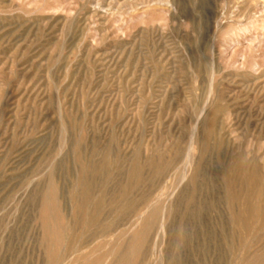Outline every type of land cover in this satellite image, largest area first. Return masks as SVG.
Masks as SVG:
<instances>
[{
    "label": "rangeland",
    "instance_id": "obj_1",
    "mask_svg": "<svg viewBox=\"0 0 264 264\" xmlns=\"http://www.w3.org/2000/svg\"><path fill=\"white\" fill-rule=\"evenodd\" d=\"M187 1L0 0V264H264V0Z\"/></svg>",
    "mask_w": 264,
    "mask_h": 264
},
{
    "label": "bare ground",
    "instance_id": "obj_2",
    "mask_svg": "<svg viewBox=\"0 0 264 264\" xmlns=\"http://www.w3.org/2000/svg\"><path fill=\"white\" fill-rule=\"evenodd\" d=\"M174 1V0H173ZM177 1V0H176ZM185 1H186V3H188V1L187 0H182V11L189 17V18H191L190 16L191 15H193V9L191 10V8H188V5L185 3ZM195 1V0H194ZM207 1V0H206ZM241 1V0H240ZM259 1V0H258ZM152 2V1H151ZM252 2V1H251ZM257 2V1H256ZM260 2V1H259ZM259 2H258V4H259ZM180 4H181V2H180ZM194 4V3H193ZM199 4V3H198ZM248 4H250V3H248ZM92 5V4H91ZM138 5V4H137ZM206 5V4H205ZM252 5V4H251ZM255 5H257V4H255ZM262 5V4H261ZM260 5V6H261ZM181 6V5H180ZM193 6V5H192ZM254 6V5H253ZM159 7H161V5L159 6ZM158 7V8H159ZM191 7V6H190ZM258 7V6H257ZM162 8V7H161ZM196 8V7H195ZM200 8V7H199ZM202 8V7H201ZM253 8V7H252ZM260 9H262V7H259ZM131 9V8H130ZM152 9V8H151ZM150 9V10H151ZM163 9V8H162ZM162 9H159V10H162ZM251 9V8H250ZM155 10H157V9H155ZM155 10H151V11H155ZM163 10H165V9H163ZM208 10H210V9H208ZM241 10V9H240ZM143 11H145V10H143ZM142 11V12H143ZM194 11H196V10H194ZM203 11V10H202ZM207 11V10H206ZM148 12V11H147ZM147 12H144L145 14L147 13ZM211 12V11H210ZM163 13V12H162ZM169 13V12H168ZM197 13V12H196ZM202 13V12H201ZM144 14V15H145ZM165 14V13H164ZM182 14V13H181ZM147 15V14H146ZM145 15V16H146ZM173 16V15H172ZM68 17V16H67ZM134 16H132V18H133ZM136 17V16H135ZM144 17V16H143ZM258 17V16H257ZM137 19V18H136ZM139 19V18H138ZM166 19V18H165ZM206 19V18H205ZM214 19V18H213ZM156 20V19H155ZM208 20V19H207ZM182 21H183V19H182ZM185 21V20H184ZM172 22V21H171ZM207 22V21H206ZM209 22V21H208ZM262 22V21H261ZM194 23V22H193ZM214 23V22H213ZM166 24V23H165ZM202 24V23H201ZM209 24H210V22H209ZM238 24V23H237ZM249 25L248 26H246V27H243V32H245L244 34L245 35H247V34H249L250 33V35L248 36H246V39H247V41H249L246 45H245V47H244V50H248V51H255V50H253V49H256V51L259 49V50H262V48H264V36H261V35H258V34H255L256 33V30H257V28H258V26L259 25H263V24H261V23H259V22H257V21H253V22H251L250 21V23H248ZM164 25V24H163ZM157 26H158V24H157ZM167 26V25H166ZM192 26V25H191ZM241 27V26H240ZM191 28V27H190ZM156 30V29H155ZM154 30V31H155ZM162 30V29H161ZM234 30V29H233ZM242 30V29H241ZM160 32H162V31H159V33ZM236 34V33H235ZM245 37V36H244ZM246 41V42H247ZM234 42H236V41H234ZM214 51V50H213ZM245 52V51H244ZM262 52V51H261ZM241 53V52H240ZM213 54V53H212ZM251 54H252V52H251ZM249 55V54H248ZM259 55H260V53H259ZM252 56V55H251ZM254 57V56H253ZM248 58V57H247ZM212 60H214V58L212 59ZM261 60H262V62L264 63V57H261ZM210 63V62H209ZM244 63H246V62H244ZM259 58L256 56V59L254 58L253 60L251 59V61L249 62V67L252 69V70H258L257 69V67L259 66ZM262 64V63H261ZM248 65V64H247ZM210 67V66H209ZM244 69V68H243ZM211 72V71H210ZM236 72V71H235ZM263 72V71H262ZM249 74V73H248ZM232 75V74H231ZM249 75H251V74H249ZM262 75V74H261ZM257 76V75H256ZM258 76H260V75H258ZM232 77V76H231ZM261 77V76H260ZM226 78H227V76H226ZM245 78V77H244ZM255 78H257V77H255ZM229 79H231V78H229ZM259 79V78H258ZM213 80V79H212ZM232 80H233V78H232ZM242 81V80H241ZM213 82V81H212ZM243 82H244V80H243ZM248 82V81H247ZM253 82H254V80H253ZM258 83V82H257ZM261 83V82H260ZM259 83V84H260ZM249 85V84H248ZM258 86V85H257ZM260 86V85H259ZM258 86V87H259ZM251 87V86H250ZM254 87V86H253ZM258 87H256L257 89H258ZM260 89H262L261 87H260ZM214 90V89H213ZM211 92V91H210ZM259 92V91H258ZM262 95V94H261ZM208 99V98H207ZM213 101V100H212ZM215 101V100H214ZM214 103V102H213ZM212 106H214V104L212 105ZM204 109V108H203ZM227 111V110H226ZM234 112V111H233ZM201 113V112H200ZM209 115V114H208ZM200 116V115H199ZM198 116V117H199ZM233 120V119H232ZM205 121V120H204ZM226 126V125H225ZM194 127V126H193ZM213 128V127H212ZM196 129V128H195ZM203 134V133H202ZM206 135V134H205ZM192 140V139H191ZM194 141V140H193ZM204 141V140H203ZM214 143V142H213ZM245 165V164H244ZM237 168V167H236ZM242 169V168H241ZM249 169V168H248ZM231 170V169H230ZM243 170V169H242ZM199 180V179H198ZM234 189V188H233ZM231 192V191H230ZM248 209V208H247ZM263 209V208H262ZM94 219V218H93ZM88 220V219H87ZM203 222V221H202ZM183 239H184V237H183ZM185 241V240H184ZM189 242V241H188ZM204 248V247H203Z\"/></svg>",
    "mask_w": 264,
    "mask_h": 264
}]
</instances>
